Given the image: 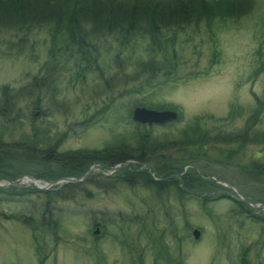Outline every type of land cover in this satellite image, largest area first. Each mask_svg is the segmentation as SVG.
<instances>
[{"label": "rangeland", "instance_id": "rangeland-1", "mask_svg": "<svg viewBox=\"0 0 264 264\" xmlns=\"http://www.w3.org/2000/svg\"><path fill=\"white\" fill-rule=\"evenodd\" d=\"M239 2L248 6L237 16L204 19L180 30L173 42L175 61L169 58L174 67L163 63L165 68L156 73L138 67L141 60L148 59L149 39L144 36L137 35L124 44L116 35L96 38L99 65H95L99 69L91 66L83 70V63L79 65L65 50L51 58L52 24H32L31 29L21 32L4 24L6 14L18 13L16 7H0V89L8 85L14 94L35 75H47L44 68L51 67L43 87L14 96L17 110L10 114L13 122L0 117L4 141L32 134L35 101L36 109L42 112L34 124L48 138L61 137V152L110 146L132 150L137 145L136 131L174 139L181 130L197 125V120L200 129L210 130L205 155L184 165L183 172L193 169L209 184L206 188L212 182L218 186L188 189L180 203L174 195H156L153 188L125 183L128 176L121 167L113 169L94 162L97 164L89 174L97 173L98 182L81 180L75 189L52 201L54 214L63 213V218L58 241L51 234L39 236L47 249L43 264H132L123 237L126 243L134 242L137 256L141 253L147 264H153L152 241L159 236L167 242L171 256L181 255L183 264H264V207L250 211L225 197L208 200L200 196L206 191L204 194L214 197L228 186L232 195L248 200V195L264 198L263 180L256 184L249 174V163L264 164V0ZM56 39L69 42L64 32ZM156 58L165 59L162 53ZM143 104L176 106L181 118L139 126L131 118L132 110ZM258 109L262 110L260 121L256 120L253 133H248ZM216 130L227 132L232 140L220 137L213 142ZM255 134L259 137L254 140ZM167 153L172 150L167 149ZM228 153H233L230 159L226 158ZM145 158L146 165L132 167L129 164L137 163L131 161L122 167L138 172L144 166L154 180L160 179L157 172L169 162L157 160L156 155ZM26 176L30 175L21 178ZM136 176L142 177L141 173ZM7 181L0 179V187L7 188ZM114 181L116 185L110 188ZM12 196L0 191V264H42L25 221L38 222L45 195ZM122 214L144 215V228L139 223L129 225ZM95 222L105 229L93 227ZM147 226L152 232L146 237ZM196 229L200 230L198 239L193 236Z\"/></svg>", "mask_w": 264, "mask_h": 264}, {"label": "trees", "instance_id": "trees-1", "mask_svg": "<svg viewBox=\"0 0 264 264\" xmlns=\"http://www.w3.org/2000/svg\"><path fill=\"white\" fill-rule=\"evenodd\" d=\"M239 1L241 0H61L59 3L56 0H0V7H16L15 9L18 13L14 15L6 14L4 18L5 23H3L13 25L16 30L21 32L31 29L32 24H52L50 26L53 31L51 35L53 39L51 58H55V52L61 54L65 50L69 56H72L76 62H79V65L83 63V70L91 66L97 68L99 52L97 44L94 42L96 38L99 39L105 35H116L119 36L118 39L121 44H124L126 41L129 42L130 39H134L137 35L144 36L149 39L148 48H146L148 59L146 61L141 60L138 63V67L141 71L149 70L152 73H156L164 67L163 63L166 66L174 67L176 52L173 42L180 30H184L186 26L196 25L204 19L213 20L216 17L237 16L242 13L243 7L246 9V5L248 6V4L245 5V3ZM62 32L66 34L68 43L57 41L59 38L57 37L56 39V36L62 34ZM167 41L171 43L170 46L166 44ZM161 53L165 59L157 61L156 56ZM169 58H173L174 61L172 62ZM49 68L51 67L46 66L44 68V74H50ZM47 75H42L39 78L35 75L27 85L23 86L18 92H14V94L11 93L8 85H2L0 89L2 97L0 98V117L4 121L13 122L10 114L17 110L16 98L14 96L21 97L26 90L32 92L36 88L43 87L49 81ZM153 107L165 108L166 106L159 105ZM167 107L178 111L177 120L181 118V114L176 106ZM36 108H38L37 101H35L34 106V110L36 111L32 112L30 119L31 135L28 134V137L23 135L19 140H15L14 142L4 141L0 136V179L10 181L18 179L24 174L45 181H53L63 177L81 178L89 166L97 161H101L109 167L132 160L137 163V166H133L132 164H129V166L139 167L138 165L141 166L144 162H147V158L145 157L152 158L156 155L158 156L157 160L169 162V164L162 167L161 171L157 172V175L161 177L160 179L154 180L144 166L138 172L134 171V169L127 170L121 167V170L128 176L123 181L129 185L141 184L145 188H153L156 195H160L159 193L166 196L174 195L177 200H180V203H183L184 199H186L184 196L187 193L185 191L188 189L190 191H197L198 188L209 190L212 189L211 186L213 189L218 186L211 181L213 184L206 188L209 184H205L206 182L202 178H199L193 169L183 172L184 165L196 161L195 159L200 158L201 155H205L203 149L209 142L208 131L210 130H205V128L200 129L198 120L195 123L197 125H192L189 129L181 130V135L174 139H159L150 131H145L144 133L136 131L137 145L131 147L132 150L112 149L110 146L103 150L83 149L74 152H61L58 150L61 137L55 139L48 138V136L40 131V127L34 124L35 119L41 117L42 112V110L39 112ZM261 111V109H258L251 126L247 127L248 133L251 131L253 133L256 120L257 122L260 121ZM222 132L220 130L214 132L213 142H218L220 137L229 142L232 140L229 139L231 137L229 134L226 135L227 132ZM235 135L238 137L237 134ZM258 137L259 135L256 134L252 136L254 140ZM240 138L244 141L242 135ZM45 139H51V142L45 143ZM167 149H171L172 153H167ZM113 150L117 151L113 152ZM232 155L233 153H228L226 158L230 159ZM49 163L51 166L48 169L46 165ZM251 164L249 163V169H252L249 172L250 178L254 179L253 182L256 184H259L261 180L264 182V164L256 161ZM137 173H141L142 177H137ZM96 174H89L83 178V182H98ZM259 175L261 179L258 178ZM116 182L109 183V187L113 188ZM77 184L79 182H63L53 185L50 189H39L33 185H7V188L0 187V191L9 194L10 198L14 196L12 194L37 193L45 195V204L38 222L34 220L29 221L28 219L25 221L26 225L29 226L37 255H40L39 261L42 264L47 258V249L45 243L42 244L40 241L39 236L51 234L55 238V241H58L57 238H59L61 231L63 213L57 212V214H54L52 210L54 203L52 201L57 197L61 198L65 196L64 192L68 193V191H72V189L76 188L75 185ZM204 193L207 192L205 191L200 194V196H205L204 199L216 200L225 197L236 202V205H239L242 209L244 206L250 211H254L245 202L236 201L224 193H219V195L214 197ZM248 196L251 201L264 202L263 197ZM249 210L246 212L252 214ZM252 216L255 217L256 215L252 214ZM120 217H125L129 225L139 223L144 228V215L142 217L139 215L132 217L131 215L124 216L122 214ZM93 227L105 229V225H100L97 222L94 223ZM145 231H147L145 233L146 237L149 232H152L149 226H147ZM155 238L152 241L153 264H159V259L162 260L161 264H183L181 255H177L176 257L170 255L169 246L161 236ZM123 239L124 241L122 240V242H125V247L130 251L131 263L147 264L141 253L137 256L138 252L136 248L134 249V242L126 243V238L123 237ZM42 241L45 242V238Z\"/></svg>", "mask_w": 264, "mask_h": 264}, {"label": "water", "instance_id": "water-1", "mask_svg": "<svg viewBox=\"0 0 264 264\" xmlns=\"http://www.w3.org/2000/svg\"><path fill=\"white\" fill-rule=\"evenodd\" d=\"M177 118V113L173 110H169V109H161V110H157V109H150V108H146L144 106H135L134 109L132 110V119L134 121L140 122L142 124H162L165 123L167 121H171L173 119ZM131 161H126L123 164H118L115 165L113 167V169H118L120 167H122L123 165H126L127 163H130ZM91 171V167H89L87 173L84 175L86 176L89 172ZM62 180L64 181H69V182H74V181H78L80 179L77 178H73V177H64ZM8 184H16V185H20L19 180H13V181H9ZM1 185V184H0ZM238 199L240 200H244L245 202L249 203L250 205L254 206V207H263L264 204H255L252 202H249L246 199H243L241 197H239ZM199 230H194L193 231V236L194 238H198L199 237Z\"/></svg>", "mask_w": 264, "mask_h": 264}]
</instances>
